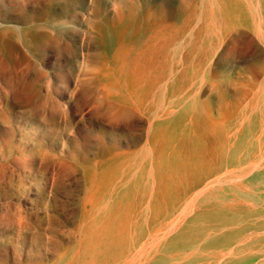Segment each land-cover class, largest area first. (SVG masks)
Wrapping results in <instances>:
<instances>
[{
	"label": "rangeland",
	"instance_id": "rangeland-1",
	"mask_svg": "<svg viewBox=\"0 0 264 264\" xmlns=\"http://www.w3.org/2000/svg\"><path fill=\"white\" fill-rule=\"evenodd\" d=\"M146 122L163 227L101 263L264 264V0H0V264L75 242L78 138Z\"/></svg>",
	"mask_w": 264,
	"mask_h": 264
},
{
	"label": "crops",
	"instance_id": "crops-1",
	"mask_svg": "<svg viewBox=\"0 0 264 264\" xmlns=\"http://www.w3.org/2000/svg\"><path fill=\"white\" fill-rule=\"evenodd\" d=\"M132 126L130 134L119 138L113 134L78 138L74 152L69 154L70 167L76 168L79 178L75 193V242L47 239L49 251L54 254L44 264H69L70 253L74 251L77 264H102L97 254L100 247L117 249L118 244H124L127 250L128 244L131 250L134 226H140L141 220L163 227V133L159 139L155 123ZM142 129L147 131L143 137ZM42 234L53 233L37 231L36 236ZM43 257L48 258V253Z\"/></svg>",
	"mask_w": 264,
	"mask_h": 264
},
{
	"label": "bare ground",
	"instance_id": "bare-ground-1",
	"mask_svg": "<svg viewBox=\"0 0 264 264\" xmlns=\"http://www.w3.org/2000/svg\"><path fill=\"white\" fill-rule=\"evenodd\" d=\"M263 31V30H262ZM262 35V34H261ZM250 163V162H249ZM255 163V162H254ZM260 163V162H259ZM248 164V163H247ZM245 166V165H244ZM243 167V166H242ZM225 175V174H224ZM222 177V176H221ZM246 177V176H245ZM210 179H208V181H209ZM210 187V185L208 186V188ZM203 190H204V188H203ZM207 190V189H206ZM197 191V190H196ZM195 191V192H196ZM195 194V193H194ZM157 239V238H156ZM159 240V239H158ZM87 247V244L86 245H84V247L83 248H86ZM230 251V250H229ZM78 258V257H77ZM76 259V258H75Z\"/></svg>",
	"mask_w": 264,
	"mask_h": 264
}]
</instances>
